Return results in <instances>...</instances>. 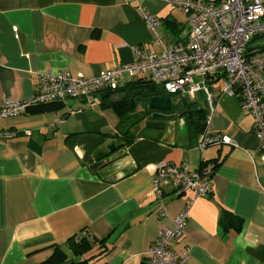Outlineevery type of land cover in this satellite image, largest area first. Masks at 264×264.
<instances>
[{
	"label": "crops",
	"instance_id": "obj_1",
	"mask_svg": "<svg viewBox=\"0 0 264 264\" xmlns=\"http://www.w3.org/2000/svg\"><path fill=\"white\" fill-rule=\"evenodd\" d=\"M139 9L157 17L161 43L187 39V18L170 0H0V104L4 97L32 98L45 71L92 76L134 61V46L159 52L162 45ZM257 44L264 45V38ZM136 80L148 78L125 74L115 90L47 103L51 108L34 105L0 121V130L20 132L0 139V264H37L53 245L77 234L96 241L89 264H147L146 252L161 228L192 198L190 191L164 197L166 215L159 214L149 192L161 161L211 168L207 196L194 200L182 235L170 244L176 252L189 248L185 264H264V163L252 116L241 109L238 95L216 83L215 113L204 128L237 145L200 151L201 131L183 115L167 119L166 126L145 120L123 134L114 104ZM145 112L137 105L135 122ZM48 123H55L53 130ZM82 135L104 138L86 160L76 146ZM111 142L116 148L107 153Z\"/></svg>",
	"mask_w": 264,
	"mask_h": 264
},
{
	"label": "built area",
	"instance_id": "obj_2",
	"mask_svg": "<svg viewBox=\"0 0 264 264\" xmlns=\"http://www.w3.org/2000/svg\"><path fill=\"white\" fill-rule=\"evenodd\" d=\"M186 16L189 35L179 44L165 45L159 40L158 20L154 14H140L156 34L159 52L133 47L134 61L116 65L97 75H71L67 71H45L38 76V87L32 98L15 100L4 97L0 104V121L25 113L29 107L54 101L88 98L102 89L115 90L123 75L143 74L160 86L172 101H200L208 105L209 118L215 113L212 88L217 83L223 92L232 91L239 97L241 109L253 119L254 133L259 140V161L264 163V48L253 46L254 36L264 38V0H170ZM55 123L46 128L53 130ZM29 135V130L22 131ZM19 131L0 130V139L19 135ZM237 145L222 132L203 129L196 146L202 151L210 145ZM211 168H192L184 163L161 161L154 166L149 194L159 202V214L166 215L164 197L180 196L186 191L192 198L172 220L163 226L160 235L146 252L147 264H185L189 248L176 252L170 244L182 233L189 209L196 198L207 196L211 185Z\"/></svg>",
	"mask_w": 264,
	"mask_h": 264
},
{
	"label": "trees",
	"instance_id": "obj_3",
	"mask_svg": "<svg viewBox=\"0 0 264 264\" xmlns=\"http://www.w3.org/2000/svg\"><path fill=\"white\" fill-rule=\"evenodd\" d=\"M262 38L257 35L251 39V43L256 39ZM258 45V44H257ZM260 48H264V45H258ZM126 93L123 100L115 105V110L120 117L119 129H124L123 134L129 133V128L136 121L133 116L137 105H141L143 111L145 109L147 100L151 96H163L165 92L163 89L148 80H136L129 82L125 85ZM181 102V103H180ZM179 105L185 108L183 116H185L187 123L198 131L204 129L205 121L207 118L206 110L198 104L196 101H188L182 99L179 101ZM175 105V106H179ZM43 108H51L50 105H41ZM56 106V105H55ZM58 107V106H56ZM139 121V120H138ZM133 138L129 137L127 141H131ZM95 240L87 235H72L64 240L62 244L53 245V251L51 255L37 263V264H89L94 254H88L93 249ZM98 250L100 253V248ZM102 251L104 249H101ZM88 254V255H87Z\"/></svg>",
	"mask_w": 264,
	"mask_h": 264
},
{
	"label": "water",
	"instance_id": "obj_4",
	"mask_svg": "<svg viewBox=\"0 0 264 264\" xmlns=\"http://www.w3.org/2000/svg\"><path fill=\"white\" fill-rule=\"evenodd\" d=\"M175 104L169 95L163 96H151L146 103L145 109L149 112H153L150 117L156 118L158 120L174 118L176 116H181L185 112L183 106H179L175 109L174 113L168 114V112L173 111ZM154 133L147 132L146 136H153ZM104 138L97 135H82L76 141V146H82L84 149L82 159H89L96 148L103 143ZM116 148L113 142L105 146L107 153H111ZM110 159H106L101 163H95L92 168H99L109 163Z\"/></svg>",
	"mask_w": 264,
	"mask_h": 264
},
{
	"label": "rangeland",
	"instance_id": "obj_5",
	"mask_svg": "<svg viewBox=\"0 0 264 264\" xmlns=\"http://www.w3.org/2000/svg\"><path fill=\"white\" fill-rule=\"evenodd\" d=\"M261 40H262V38L256 39L257 43H261ZM198 104L201 105V104H202V101L198 102ZM178 107H179V106H174L173 111H175V109L178 108ZM152 113H153V112H152ZM152 113L149 112L148 110H146V112H145V114H146V118H145L144 120L141 119V120H139V121L133 123V124L131 125V127H130V130L132 131V129H133L136 125H137L138 127L142 126L145 120H148V121L155 120L156 118H152V117H150ZM176 118H177V117H176ZM168 119H169V118H168ZM177 119H178V118H177ZM160 121H162V122L164 123L163 126H166V124H168L167 119H162V120H160ZM181 121H182V123H184L183 120H181Z\"/></svg>",
	"mask_w": 264,
	"mask_h": 264
}]
</instances>
